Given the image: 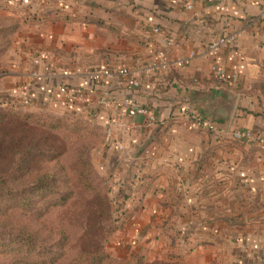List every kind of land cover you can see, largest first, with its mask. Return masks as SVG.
Wrapping results in <instances>:
<instances>
[{"label":"crops","instance_id":"0c3cea01","mask_svg":"<svg viewBox=\"0 0 264 264\" xmlns=\"http://www.w3.org/2000/svg\"><path fill=\"white\" fill-rule=\"evenodd\" d=\"M9 7L22 12L15 36L22 49L0 77V103L104 127L100 164L115 203L123 218L139 215L122 236L128 258L136 249L146 264H264L260 3L22 0ZM232 33L239 34L233 46L210 50ZM190 53L189 65H176ZM123 68L135 70L136 86ZM187 116L214 126L193 127ZM203 183L215 184L206 197ZM160 214L180 217L170 243L157 239Z\"/></svg>","mask_w":264,"mask_h":264},{"label":"trees","instance_id":"16d2710c","mask_svg":"<svg viewBox=\"0 0 264 264\" xmlns=\"http://www.w3.org/2000/svg\"><path fill=\"white\" fill-rule=\"evenodd\" d=\"M4 1L2 9L22 0ZM20 24V18L0 14V53L14 43ZM6 72L0 64V77ZM54 119L50 115L24 111L18 105L0 103V264H112L108 262L111 256L108 250L98 246L79 247V251L69 257V234L48 219L56 208L72 205L77 195L75 181H79L85 169L93 167L88 162L90 147L78 151L81 167L73 164L71 172L63 163L60 169L34 166L36 160L47 156L56 159L62 154L53 138L58 137L56 130L63 127L59 119ZM16 165L18 173L13 177L11 173ZM84 186L94 188L91 182H85ZM214 186L203 183L200 192L206 197ZM96 193L100 196L98 205L103 217H108L112 211V221L123 225L124 213L116 212L113 207V187ZM85 207L91 211L95 205ZM97 219L99 223L101 214H97ZM110 260L146 264L145 256L136 251L128 260L117 255Z\"/></svg>","mask_w":264,"mask_h":264},{"label":"rangeland","instance_id":"374dc122","mask_svg":"<svg viewBox=\"0 0 264 264\" xmlns=\"http://www.w3.org/2000/svg\"><path fill=\"white\" fill-rule=\"evenodd\" d=\"M2 5L3 3L0 1V14L11 17L14 16V18L21 19V11L11 7L2 9ZM17 32L13 38L14 43L6 48L4 52H1L2 54L0 53V64L7 70L10 65L12 66L16 63V60L20 55L18 49H22V45L17 43V40L15 39ZM23 110L27 112H34L41 116L50 115L55 118L54 120L59 119L60 126L63 127L62 130H56L58 137L56 139L53 138L57 148H60L59 150L62 154L56 159L47 156L46 158H43L44 160H36L34 162V166H41V168L45 169L47 167L48 169H52L54 167L60 169L59 165L60 163H63L64 167H68L71 172L73 164H76L75 167H81L78 151L81 149H88V147H90L91 155L88 157V162L89 165H92L93 167H91L92 170L85 169L79 181L77 183L75 181L77 195L74 198L72 205L70 204L68 207L56 208L54 212L48 216L49 221H51L53 225H56L58 228L61 227L69 234L70 246L67 248L69 257L74 255L76 251H79V247L98 246L104 247L108 250L111 254L110 259L114 257V255H117L125 260L130 259L127 254L131 248L127 251L128 247L123 244L122 236H125L126 232L131 230L129 227L130 224H133L136 217L139 215H126L122 225L120 222L116 223L112 221V211L108 217L107 215L103 217L101 208L98 205L100 203V196L97 195L96 191H103L111 186L109 180L105 177L103 168L100 164V151L106 142L104 129L99 128L96 121L83 116H73L65 113L54 114L26 109ZM54 123L59 126V123ZM15 167L16 169L11 173L13 177H16V174L18 173L16 171L17 165ZM68 168L64 169L67 171V176H69ZM85 182H91L94 185V188H85ZM86 204H88V206L95 205V207L90 211V209L85 207ZM113 207L117 212L119 209V207L117 208V203L113 202ZM97 214H101L99 223ZM176 215L177 214L158 215L164 220L160 225L162 227L156 231V233L161 232L160 236H157V239H164V243L174 241L175 229L171 226L180 219V217H176ZM135 251L136 249L132 251L131 256H133ZM110 259L108 260L109 263L121 264L119 260L114 261ZM151 264H160V262H154Z\"/></svg>","mask_w":264,"mask_h":264},{"label":"built area","instance_id":"2783aa9c","mask_svg":"<svg viewBox=\"0 0 264 264\" xmlns=\"http://www.w3.org/2000/svg\"><path fill=\"white\" fill-rule=\"evenodd\" d=\"M217 1H220V0H217ZM225 1H233V0H225ZM253 1L260 3V5H261V16L264 17V0H253ZM60 3H62V0H60ZM154 31L156 33L161 32L160 28H155ZM238 38H239L238 33L223 35V36L219 37L217 40H215L210 45L209 48L211 51L216 52L222 48L233 46L236 43V41L238 40ZM194 56H195L194 53H190L185 58L177 59L175 63L177 66L189 65L191 63L192 59L194 58ZM213 71L215 73L214 75H215L217 80H223L224 79L223 74L216 67H213ZM120 75L127 79V83L129 86H131V87L136 86V78H135L136 72H135V70L130 69V68H123L120 70ZM100 76L101 75L96 74L95 78L99 79ZM62 91L70 97V94L66 88H63ZM70 98L79 99V97L74 96V95H71ZM126 102L130 103V100L127 99ZM140 112L142 114L147 115L151 121H154V119H155L154 115L150 110H148L146 108H141ZM185 121H187L191 126L196 127V128H205V129L209 128L210 129L213 127L212 123L204 121L201 118H195V117L187 116V117H185ZM118 125H121V124L118 123ZM240 136L248 138L251 136V133L250 132H242V133H240Z\"/></svg>","mask_w":264,"mask_h":264}]
</instances>
